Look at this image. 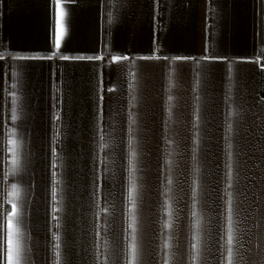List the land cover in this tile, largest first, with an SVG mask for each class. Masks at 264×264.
<instances>
[{
  "label": "crops",
  "instance_id": "obj_1",
  "mask_svg": "<svg viewBox=\"0 0 264 264\" xmlns=\"http://www.w3.org/2000/svg\"><path fill=\"white\" fill-rule=\"evenodd\" d=\"M12 203L23 264H227L229 207L264 264V0H0V264Z\"/></svg>",
  "mask_w": 264,
  "mask_h": 264
},
{
  "label": "snow or ice",
  "instance_id": "obj_2",
  "mask_svg": "<svg viewBox=\"0 0 264 264\" xmlns=\"http://www.w3.org/2000/svg\"><path fill=\"white\" fill-rule=\"evenodd\" d=\"M64 16L65 13L61 10L59 18L57 20V30L55 36V48L56 52L59 51L61 46V41L63 40L66 29L64 26ZM56 52L53 55H56ZM52 58V57H49ZM62 59H68V57H61ZM102 57L97 56L95 59H101ZM78 59H84V57H78ZM88 59H93V57H88ZM122 59H128V57H113L114 61H119ZM174 59H185L183 57H176ZM15 118V117H13ZM12 144H16L15 140L11 141ZM15 163V161H14ZM134 190V189H133ZM12 195L15 197L18 195L14 187V191ZM131 198V193H130ZM229 205H231V201H229ZM19 208L16 203L11 204V212L8 213L7 218L4 221L3 229H4V238L3 244L5 246V259L6 264H23V247L21 243V231L19 227ZM234 230L232 227V217H231V207H229V217H228V230H227V264H239V257L237 252L235 251L233 244L235 240ZM193 248H197V245H193ZM131 261L130 264H137V255L138 250L135 243L132 244L131 249ZM59 264V262H58Z\"/></svg>",
  "mask_w": 264,
  "mask_h": 264
}]
</instances>
